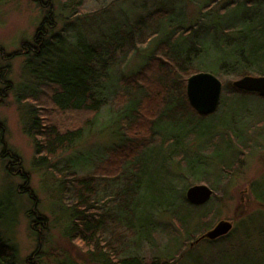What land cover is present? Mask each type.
Here are the masks:
<instances>
[{"label": "trees", "instance_id": "16d2710c", "mask_svg": "<svg viewBox=\"0 0 264 264\" xmlns=\"http://www.w3.org/2000/svg\"><path fill=\"white\" fill-rule=\"evenodd\" d=\"M34 1L46 14L34 39L24 43L28 48L26 62L34 66L29 85L22 94L30 99L31 106L26 108L25 114L21 112V116L24 132L34 142L35 161L44 166L56 160L51 168L58 179L68 213L65 235L78 243L87 258L94 262L170 264L172 261L166 252L162 255L153 252L154 245L158 244L157 240L155 242L154 224H145L139 219L145 212L148 215L152 213L155 206H143L140 197L146 166L155 153L151 145L157 141V127L168 130L162 135V142L172 147L175 140L173 132L184 127H198L211 116L219 115L220 107L228 104L232 106L229 109H233L232 114L237 115L235 147L238 152L239 148L245 150L249 140L245 142L241 136H247L253 126L246 128L243 122L251 118L254 121L256 116L255 122L264 125V97L257 92L238 89L229 80L223 82L219 109L213 114L202 115L189 101L187 79L202 70L231 75L236 79L245 75H264V0H202L199 14L187 23L181 22L177 11L179 3L167 0L153 11L139 15L132 27H125L128 24L125 18V26L120 23L114 25L110 35L96 41H89L78 34L74 41H69L63 31L54 32L58 22L54 2ZM61 1L64 10L77 15L89 0ZM160 22L174 27L173 31L165 32L158 39L156 47L146 54L144 62L135 71L108 79L113 66L121 64L136 45L137 35L145 27L153 29ZM21 54L19 50L6 52L0 47V61L5 63L0 64V102L14 88L10 78L11 62ZM204 58H209L210 63H203ZM120 90L125 92L122 96L130 97V102L127 112L119 119L116 129L118 139L105 148L102 157L94 161V168L82 173L77 170L79 164L91 159L89 153H78L65 162L57 161L82 141L110 97H118ZM130 90L139 95L129 93ZM254 96L262 100L252 109L249 103ZM225 99L230 100L225 104ZM4 133L5 126L0 123L3 143ZM5 155L12 159L9 171H17L25 180V184L20 185V192L27 195L32 204L28 215L32 218L38 246L33 253L37 254L35 258L31 256V264H43L40 250L45 244L47 218L40 211L39 199L30 187V174L23 168L21 156L9 148H5ZM240 156L239 153L237 157ZM219 163L226 170H231L232 165L228 162ZM221 174L217 177L220 178ZM191 176L203 177L196 171ZM120 198L122 201L117 204ZM184 202L193 208L201 209L203 206L191 204L186 198V191ZM101 203L108 206L103 207ZM115 205L119 206V211L111 210ZM156 205L174 212L175 222L184 224V217L176 214L172 204ZM8 208L9 205L0 203V264H20L19 247L5 236L3 230ZM185 230L193 239V232ZM127 231L134 232L139 246L151 249L147 253L126 252V248L119 244L124 241ZM63 264L82 263L66 257Z\"/></svg>", "mask_w": 264, "mask_h": 264}, {"label": "rangeland", "instance_id": "374dc122", "mask_svg": "<svg viewBox=\"0 0 264 264\" xmlns=\"http://www.w3.org/2000/svg\"><path fill=\"white\" fill-rule=\"evenodd\" d=\"M52 1L58 13L57 27L53 31H63L69 41H74L77 34L89 41L100 40L112 33L114 25H123L125 18L128 24L125 26V23L124 26L132 27L139 15L151 12L167 2L89 0L80 14L72 15L70 11L63 9L61 0ZM172 1L179 3L177 11L181 15L182 23H187L200 12L202 0ZM45 14L46 11L34 0H0V47L6 52H22L11 62L10 78L14 82V88L0 102V123L5 126L4 143L0 137V203L9 205L3 230L5 236L19 247L20 264H31L37 255L33 253L38 246L32 218L28 215L32 204L28 196L20 192V185L25 184L23 177L17 171L8 169L12 159L3 154L5 148H9L21 156L23 168L30 174V187L39 199L40 211L47 218L45 244L42 245L43 251L40 250L42 263L63 264L66 257H72L82 264H102L89 260L83 248L65 235L68 229V213L64 208L65 202L58 179L51 168L56 160L48 165H39L35 161L33 139L23 129L21 112L25 114L31 101L22 94L26 92L33 73L31 68L34 66L27 63L28 57L25 54L28 48L24 43L34 39ZM173 28L160 22L153 29L145 27L142 32L139 31V38L132 51L121 64L113 66L107 78L115 79L120 73L127 75L135 71L144 62L146 54L156 47L158 39L165 32L173 31ZM198 35L197 33L196 37ZM64 45L67 47L68 44ZM203 63H210V59L204 58ZM0 64L5 63L0 61ZM216 75L223 82L236 79L231 75ZM118 92V97H110L97 116L95 124L85 132L82 141L62 154L57 161L65 162L78 153H89L91 159L87 163L79 164L77 170L82 173L94 168V161L102 157L105 148L118 139L116 129L120 124L119 119L127 112L130 97L122 96L125 93L122 90ZM129 93L139 95L131 90ZM229 100L225 99V104ZM261 100L254 96L249 106L253 109ZM227 105L220 107L217 112L219 115L211 116L198 127H184L173 132L175 140L172 147L162 142V135L168 130L157 127V141L151 145L155 153L146 166L144 189L140 197L143 206H155L152 213L148 215L145 212L139 219L145 224H154L157 236L155 242L157 240L158 244L154 245L153 252L159 255L166 252L171 258L170 264H264V125L255 122L256 116L254 121L251 118L243 122L244 127L253 126V129H249L247 136H241L245 142L249 141L245 150L239 148L238 152L234 141L237 115L232 114L233 109L229 110L232 106ZM226 106L227 110L223 114ZM82 117L83 115L80 116ZM204 131L206 133L202 135ZM239 153L241 156L237 157ZM221 161L232 165L231 170L223 168V164L219 163ZM193 171L203 177L208 176L205 179L193 178ZM219 173H222L220 178L217 177ZM191 183H204L214 190L210 201L201 209L189 207L184 202L185 191ZM121 201V198L118 199L117 204ZM162 203L172 204L176 214L184 217V224L175 222L174 212L156 205ZM100 205L108 206L104 203ZM112 209L119 211V206L115 205ZM186 219L188 220L185 221ZM220 220H230L233 223L229 234L216 240L204 238L195 243ZM185 228L193 232V239L189 238ZM123 240L119 245L124 246L126 252L147 253L151 249L139 246L135 242L133 231H127Z\"/></svg>", "mask_w": 264, "mask_h": 264}, {"label": "water", "instance_id": "95a60500", "mask_svg": "<svg viewBox=\"0 0 264 264\" xmlns=\"http://www.w3.org/2000/svg\"><path fill=\"white\" fill-rule=\"evenodd\" d=\"M233 86L257 92L264 97V75H245L233 81ZM223 81L212 71L202 70L190 75L187 79V95L191 105L202 115L216 112L221 104ZM214 193L213 188L204 183L193 184L186 190L187 200L196 206L207 204ZM233 223L220 220L213 228L206 231L195 242L201 239L216 240L231 232Z\"/></svg>", "mask_w": 264, "mask_h": 264}]
</instances>
